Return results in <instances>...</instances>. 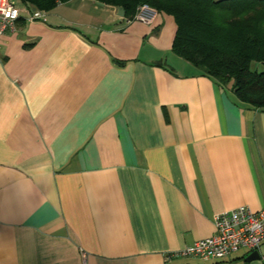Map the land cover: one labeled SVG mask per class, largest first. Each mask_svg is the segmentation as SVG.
Instances as JSON below:
<instances>
[{"label": "crops", "instance_id": "obj_1", "mask_svg": "<svg viewBox=\"0 0 264 264\" xmlns=\"http://www.w3.org/2000/svg\"><path fill=\"white\" fill-rule=\"evenodd\" d=\"M98 3L0 36V264H264L164 259L264 208V111Z\"/></svg>", "mask_w": 264, "mask_h": 264}, {"label": "trees", "instance_id": "obj_2", "mask_svg": "<svg viewBox=\"0 0 264 264\" xmlns=\"http://www.w3.org/2000/svg\"><path fill=\"white\" fill-rule=\"evenodd\" d=\"M19 1L48 13L70 0ZM94 1L121 7L125 20H133L142 5L172 16L176 33L171 52L218 86L231 85L239 102L264 111V70H250L253 62L264 66V0Z\"/></svg>", "mask_w": 264, "mask_h": 264}, {"label": "built area", "instance_id": "obj_3", "mask_svg": "<svg viewBox=\"0 0 264 264\" xmlns=\"http://www.w3.org/2000/svg\"><path fill=\"white\" fill-rule=\"evenodd\" d=\"M155 15V10L142 5L138 7L134 19L127 20L126 23L149 24ZM19 19L26 22H45L46 12L21 4L19 0H0V36L14 31ZM263 241L264 208L254 213L247 207H238L214 218L212 236L196 241L180 251L169 253L164 259L166 262L176 258H193L204 263L220 262L231 258L240 250L258 252Z\"/></svg>", "mask_w": 264, "mask_h": 264}, {"label": "water", "instance_id": "obj_4", "mask_svg": "<svg viewBox=\"0 0 264 264\" xmlns=\"http://www.w3.org/2000/svg\"><path fill=\"white\" fill-rule=\"evenodd\" d=\"M98 4L101 5V3ZM117 15L120 17H124V11L121 7L117 9ZM258 259H260V255L257 251H254L244 259V262H251Z\"/></svg>", "mask_w": 264, "mask_h": 264}, {"label": "rangeland", "instance_id": "obj_5", "mask_svg": "<svg viewBox=\"0 0 264 264\" xmlns=\"http://www.w3.org/2000/svg\"><path fill=\"white\" fill-rule=\"evenodd\" d=\"M192 69V68H191ZM250 70L251 71H256V72H262L264 70V66L263 64L261 63H256V62H253L251 65H250ZM239 255H243L246 253L245 250H240L239 252H237ZM236 253V254H237Z\"/></svg>", "mask_w": 264, "mask_h": 264}]
</instances>
